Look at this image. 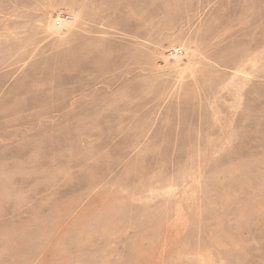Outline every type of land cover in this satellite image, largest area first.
Segmentation results:
<instances>
[{
  "label": "rangeland",
  "instance_id": "1",
  "mask_svg": "<svg viewBox=\"0 0 264 264\" xmlns=\"http://www.w3.org/2000/svg\"><path fill=\"white\" fill-rule=\"evenodd\" d=\"M0 264H264V0H0Z\"/></svg>",
  "mask_w": 264,
  "mask_h": 264
},
{
  "label": "built area",
  "instance_id": "2",
  "mask_svg": "<svg viewBox=\"0 0 264 264\" xmlns=\"http://www.w3.org/2000/svg\"><path fill=\"white\" fill-rule=\"evenodd\" d=\"M69 20H71V17H69V16H67V17H65L64 18V21H69ZM60 22V21H59ZM61 23V22H60Z\"/></svg>",
  "mask_w": 264,
  "mask_h": 264
}]
</instances>
